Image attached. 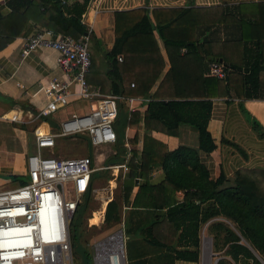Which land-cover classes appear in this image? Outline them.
<instances>
[{"label": "crops", "instance_id": "0c3cea01", "mask_svg": "<svg viewBox=\"0 0 264 264\" xmlns=\"http://www.w3.org/2000/svg\"><path fill=\"white\" fill-rule=\"evenodd\" d=\"M9 1L0 0V14L3 15L10 11ZM79 1L67 0L66 6ZM135 9L153 11L159 25H162L164 41L158 39L154 32L153 36L156 37L159 56L163 60L160 76L170 70L174 98L203 99L205 97L203 78L206 76L207 65L212 60L208 62L203 59L202 67L192 44L195 38L199 42L204 38L214 41L216 55H219L218 62H221L226 69L222 80L226 85L225 89L221 91L222 93L209 98L210 109L205 129L214 145L210 152H199L196 132L181 124L177 125L174 135H166L155 130H149L147 134L163 144L167 150H172L177 146L194 150L199 163L205 167L212 180L222 173L230 182L233 171L236 169L264 171V0H88L80 22L85 25L87 31L93 33L106 52L113 41V13ZM219 15L220 19L217 20ZM221 15L226 17L222 19ZM195 16L196 24L194 23ZM37 28L45 27L30 25L23 35L14 38L0 49V186L11 184L10 177L24 176V159L33 149V147L29 149L27 143L28 138L31 137L32 128L35 126V121H31V118L45 101L39 86L51 77L61 76L60 69L55 65L56 52L54 50L36 49L25 56L20 55L24 39ZM165 40H183L185 44L176 48V45L164 43ZM259 54H261V59ZM118 56L122 60V56ZM129 58L130 60L128 59L126 63L131 65V58L136 57L133 55ZM256 63L258 67H261L258 72V81L248 83L247 69ZM95 67L94 63V67H90L86 73L85 79L89 88L101 95H113L107 86L105 76L107 68L96 73ZM131 68H134L128 69L131 72L137 70V67ZM160 76L154 82L150 92L154 90ZM101 85H103L102 90ZM127 85V90L131 92L132 82ZM113 96L121 97L115 101L123 111L126 108L123 97L143 99L136 109L139 113L146 108L147 97L145 95ZM76 101L65 105H71L77 111L71 114L82 113L87 107V104L82 108L76 107L74 104ZM239 105L242 106L243 111ZM60 109L47 118L52 127H56V124L63 120L56 119ZM12 115L16 118L11 119ZM251 119L256 120L260 125V136L250 126ZM144 132L140 122L136 128L125 126L123 135L127 140L123 139V141L135 145L136 150L139 151ZM84 143L86 148H89L86 154L90 155L92 152L86 139ZM122 149V155H124V147ZM122 162L123 157L120 163ZM135 162L138 163L137 160ZM162 178L160 168L156 167L149 172L147 181L157 184ZM133 181L135 185L129 193V201L139 180L136 177ZM15 185H17L16 182L9 187ZM167 198L168 206H171L179 203L182 195L180 192L168 191ZM109 200L103 202L105 204L102 208L101 222H103L105 205ZM197 202L193 200V203ZM118 205L119 208L122 206L123 211L126 210L122 217L119 215L122 230L125 229V222L131 211L132 220L140 222V227L130 230L127 234L124 232L125 256V243L147 242L148 224L156 216L160 217L165 210H131L129 202L123 203L122 201ZM211 221L226 222L220 216L212 218ZM207 223L208 221L194 231L192 222L185 220L183 232L186 237L179 239L180 230L176 231L170 251L154 248V254L141 258L142 264H210L212 260L215 264L217 257L216 253L212 252L211 238L206 230ZM77 233L79 237V232ZM194 239H197L198 250L195 260L174 256V251L192 252ZM125 262L136 264L133 259H125Z\"/></svg>", "mask_w": 264, "mask_h": 264}, {"label": "trees", "instance_id": "16d2710c", "mask_svg": "<svg viewBox=\"0 0 264 264\" xmlns=\"http://www.w3.org/2000/svg\"><path fill=\"white\" fill-rule=\"evenodd\" d=\"M87 3L88 0H80L63 6L59 4V0H10V11L0 14V49L14 38L23 35L30 25L49 28L72 37L86 34L88 70L94 67V63L96 73L107 68L105 76L111 94L147 97L146 108L142 113L136 110L126 112V109L123 111L118 105V112L112 123L116 136L113 146L116 151L105 161L107 165L121 162L123 130L125 126L136 128L140 122L145 132L141 137L140 150H132L126 161L129 172L123 177L120 186L121 201L129 202L131 210L164 209L165 212L148 224L147 242L125 243L126 258L133 259L136 264H142L141 258L154 254V248L170 251L176 231L180 230L179 239L186 237L183 230L184 222L188 220L192 222L194 231L208 221L206 230L211 238L212 252L216 253L215 264H227V260L232 264H259L254 254L264 255V171L236 169L230 182L222 173L212 180L205 167L199 163L194 150L183 146L167 150L163 144L147 134V131L155 130L174 135L177 125L181 124L196 132L199 152H210L214 145L205 129L210 109L209 98L222 93L226 85L222 80L206 74L203 78V99L174 98L170 70L160 76L163 60L159 56L155 38L163 42L165 37L161 31L162 25H159L154 12L144 9L114 12L113 41L110 49L105 52L99 40L80 22V14L84 12ZM221 17L223 19L226 16ZM219 19L220 15L217 17V20ZM194 23L196 24V16ZM164 43L176 45V48L185 44L183 40H165ZM192 44L202 67L203 59L208 62L219 61L214 41L204 38L199 42L195 38ZM118 55L122 56L120 62L116 61ZM133 55L136 58H131L132 64L128 65L126 62L130 60L129 56ZM259 55L261 59V54ZM258 66L256 63L247 69L248 83L258 81V72L261 70ZM131 67H137V70L131 72L128 70L134 69ZM159 76L154 90L150 92ZM129 82H132L131 92L126 88ZM102 88L103 85L101 90ZM239 107L243 111L242 106ZM250 126L260 136L261 127L258 122L251 119ZM80 137L86 139L84 136ZM156 167L160 168L163 178L159 183L151 184L147 181L148 174ZM136 177L139 181L129 201V193L135 185L133 179ZM13 179L17 184L26 182L24 176H16ZM89 190L83 194V203L77 205L74 221L80 218L85 209ZM168 191L180 192L181 201L168 206ZM193 200L198 202L193 203ZM218 216L226 222L211 221ZM132 218L131 211L123 233L127 234L130 230L140 227V222ZM118 221L119 205L117 201L109 200L103 212V223L109 226ZM70 230L72 231V228ZM192 246V252L174 251V256L195 260L198 253L197 239H194Z\"/></svg>", "mask_w": 264, "mask_h": 264}, {"label": "built area", "instance_id": "2783aa9c", "mask_svg": "<svg viewBox=\"0 0 264 264\" xmlns=\"http://www.w3.org/2000/svg\"><path fill=\"white\" fill-rule=\"evenodd\" d=\"M59 4L66 6L67 0H59ZM36 49L56 52L55 65L61 76L51 77L39 86L45 101L31 118L35 126L31 131L33 149L24 159L26 182L0 188V264H72L71 220L83 194L91 188L93 174L99 169L128 171L125 162L92 165L87 154L53 156L51 149L55 140L62 137L84 136L90 148L114 145L112 123L118 112L115 99L121 97L101 95L87 85L84 77L89 67L86 35L72 37L49 28H37L24 39L20 55ZM120 60L116 56V61ZM225 70L221 62L211 61L206 74L223 80ZM76 100L87 101L86 109L70 114L52 127L47 118ZM123 100L127 112L136 110L143 101L133 97H123ZM122 146L125 161L136 146L126 141ZM122 233L120 228L95 241L90 248L91 264H126ZM254 255L259 264H264V255Z\"/></svg>", "mask_w": 264, "mask_h": 264}, {"label": "rangeland", "instance_id": "374dc122", "mask_svg": "<svg viewBox=\"0 0 264 264\" xmlns=\"http://www.w3.org/2000/svg\"><path fill=\"white\" fill-rule=\"evenodd\" d=\"M74 104L76 105V107L82 108L86 106L87 102L78 100ZM73 108L74 107L71 105L62 107L57 112L56 119L61 120L68 117L69 114H71L72 112H77ZM120 130H122V128ZM122 139L127 140L126 136L124 137L123 134H122ZM27 143L29 145V149H32L33 147L32 134L31 137L28 138ZM88 149L89 148H86L85 146L84 140L79 137H73V138L62 137L60 139L55 140V146L51 149V152L53 156H59L60 158H67L74 156H84L88 152ZM90 149L92 152L89 155L91 163L92 165L97 164V167H100L101 165L102 166L105 165L106 164L105 161L107 157L111 156L116 151L115 150L116 148L113 145H107V146L101 145ZM134 151L137 150L135 149ZM127 159L128 158H125V161L123 160V162H126ZM125 165L127 166L128 171H122V169H119L117 171L110 169H106V170L99 169L98 172H95L93 174V178L91 180V189L87 196L85 209H83V212L81 213V216L80 218H78V220L75 221L74 219L71 220L72 231L70 230L69 236H70L71 244H73L72 264H91L90 248L92 244L95 241L121 228V219L119 222L109 226H107V224L101 221H102V208H103V204H105L103 203L104 201L113 199L117 201V203L121 202L120 186L122 183L123 176H125V174L129 172L128 165L126 163ZM123 173L125 174L122 175ZM9 180L11 184H6L3 186L1 185L0 188L12 186V184H14L15 182L13 177H10ZM81 203H83L82 199H81ZM123 213L125 214L126 210L123 211L122 206H120L119 208L120 217H122ZM77 232H79V237L77 235L78 234ZM122 234L124 237L125 236L124 233ZM125 259H127L126 255H125ZM210 264H214L213 260L211 261ZM227 264H232V263L230 260H227Z\"/></svg>", "mask_w": 264, "mask_h": 264}, {"label": "bare ground", "instance_id": "6f19581e", "mask_svg": "<svg viewBox=\"0 0 264 264\" xmlns=\"http://www.w3.org/2000/svg\"><path fill=\"white\" fill-rule=\"evenodd\" d=\"M107 145H112V144H106V146H107ZM100 146H101V145H100ZM95 147H97V145H94L92 148H95ZM39 226L42 228V227H43V224L40 223ZM115 241H116V239H115Z\"/></svg>", "mask_w": 264, "mask_h": 264}]
</instances>
